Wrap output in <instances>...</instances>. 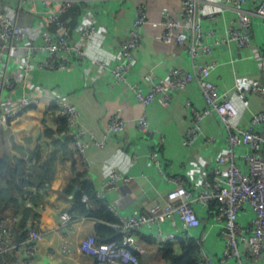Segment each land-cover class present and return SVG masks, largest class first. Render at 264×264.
Instances as JSON below:
<instances>
[{
	"label": "crops",
	"instance_id": "0c3cea01",
	"mask_svg": "<svg viewBox=\"0 0 264 264\" xmlns=\"http://www.w3.org/2000/svg\"><path fill=\"white\" fill-rule=\"evenodd\" d=\"M62 2L47 0V4H43L41 0H28L19 9L18 21L31 29L32 42H41L39 32L42 28L51 29L52 23L47 22L46 14L60 7ZM200 4L206 12L216 10L203 17L204 30L214 31L207 40L227 35L236 21L234 12L229 8L218 9L220 5L214 0H202ZM140 5L145 7L147 19L142 28V45L127 73L128 81L138 82L147 88L158 80L169 81L173 69L192 70L193 61L187 48L168 43L161 36L162 14L170 12L178 18L182 0H77L75 7L79 13L70 29V38L76 44L84 45L80 28L85 23L95 24L100 34L88 42L89 58L64 70L34 67L24 73L20 68L24 46L17 51L5 52L9 57L8 74L14 78L16 86L0 96L1 111L16 107L18 98L26 93L37 101L6 124L0 123V156L7 154L13 160L26 159L38 146L45 154L53 156L54 172L50 184L42 189V195L34 203L30 202L31 209L27 207L29 200L26 199L25 204L21 202L24 205L16 204L10 201L5 189L0 192V220L5 218L12 242L22 237L30 226L43 233L37 243V255L30 264H96L95 257L83 253L79 245L83 238L95 233L97 219L77 215L68 226L61 225L59 220L62 211H74L78 187L72 192L65 190L74 174L73 160L66 144L68 133L58 131L62 127V117L58 114L55 96L76 105L81 126L98 138L103 137L106 123L113 114H119L126 120L125 128L110 136L105 146L88 149L85 162V178L96 191H102L101 197L109 205L123 215L147 210L154 202L162 200L176 185L175 182L200 185L205 172L225 148L227 131L217 113L203 119L201 133L194 143L183 144L185 131L192 124L189 106H203L196 81L189 82L184 90L172 91L168 104L155 99L148 105L140 103L125 83L108 85L111 79L109 70L119 60L121 42L127 37L135 10ZM0 8L11 16L17 10L12 0H0ZM73 18V15H68L65 20L70 24ZM262 22L255 20V26L260 27L258 40L242 48L234 41L218 43L213 45L210 55H202L198 59L201 63L209 59L217 61L209 78L219 90L233 92L238 86L249 89L253 78L264 77ZM44 55L39 54L40 57ZM244 101L245 105L240 100L241 126H246L251 115L262 105L261 95L256 91H250ZM143 114L149 122L148 133L137 128V120ZM45 130L50 134L44 133ZM153 148L158 149L167 176H163L159 165L150 160L149 152ZM113 167L129 176V180L104 187L103 182ZM170 176L175 181L170 180ZM88 204L90 208L98 206L94 200H89ZM167 226L183 229L177 221ZM69 229L73 231L68 232ZM148 232L138 238L141 264H172L163 257L160 246ZM171 246L180 253V242H173ZM24 259L23 252L11 247L2 254L1 264H25Z\"/></svg>",
	"mask_w": 264,
	"mask_h": 264
},
{
	"label": "built area",
	"instance_id": "2783aa9c",
	"mask_svg": "<svg viewBox=\"0 0 264 264\" xmlns=\"http://www.w3.org/2000/svg\"><path fill=\"white\" fill-rule=\"evenodd\" d=\"M41 1L47 4V0ZM214 1L220 5V10L231 9L236 21L227 35L213 41L207 40L214 31L204 30L203 17L216 10H202V0H182L178 18L173 17L170 12L162 14V39L186 47L193 67L192 70L173 69L169 81L158 80L147 88L138 82L128 81L127 76L135 53L143 41L142 28L147 12L140 5L135 10L127 37L121 42L119 60L109 70L111 79L108 85L125 83L140 103L148 105L155 99L168 104L172 91L184 90L189 82L196 81L203 106H189L192 124L185 131L183 144L194 143L201 133L203 119L217 113L227 131L225 148L205 172L200 185L175 182L176 185L168 190L162 200L154 202L142 212L123 215L108 204L118 218L115 226L122 234L121 240L98 242L93 233L83 238L79 245L83 253L96 257L98 264H141L138 238L147 231L161 249L176 241L181 244L190 239L194 240L199 246L197 258L200 264H264V77L253 78L249 89L238 86L233 92L221 91L209 78L217 61H198L200 56L210 55L215 44L234 41L242 48L253 40H258L260 27L255 26V20H262L264 25V0ZM12 2L17 9L15 15L11 16L0 8V96L5 90H12L16 86L14 78L8 74L9 57L5 56L6 51H17L20 46H24L20 67L24 73L34 67L64 70L89 58L88 42L91 43L100 34L97 26L92 23L82 25L80 34L85 44L79 45L70 38V27L61 18L62 12L77 3V0H63L60 7L46 14L47 22L55 23L57 28H42L39 32L40 43L32 42L31 29L18 21L19 9L28 0ZM40 53H44V57H40ZM102 63L106 62L102 59ZM250 91L261 95L262 105L251 115L248 124L241 126V103L245 105L244 97ZM36 101L29 93L21 95L16 107L7 112L0 109V123L6 124L24 109L33 106ZM54 102L58 114L67 122L66 133L72 136L73 148L85 162L88 149L105 146L109 137L120 133L127 124L119 114H113L106 123L103 137L98 138L91 130L81 126L76 105L61 96H55ZM137 128L144 133L149 132V122L145 114L138 118ZM149 158L159 165L161 174L167 176L157 148L149 152ZM168 178L175 181L171 176ZM128 180L129 176L113 167L109 170L103 186L108 187ZM96 193L102 198V191ZM75 217L73 211H62L59 215L60 224L68 226ZM175 221L180 222L183 229L167 226ZM5 223V218L0 220V264L2 254L11 247L23 252L24 263L30 264L37 255V243L43 233L30 226L27 227V235L12 242L9 227ZM71 231L73 229L68 230Z\"/></svg>",
	"mask_w": 264,
	"mask_h": 264
},
{
	"label": "trees",
	"instance_id": "16d2710c",
	"mask_svg": "<svg viewBox=\"0 0 264 264\" xmlns=\"http://www.w3.org/2000/svg\"><path fill=\"white\" fill-rule=\"evenodd\" d=\"M78 13L79 11L75 4L62 12L61 18L70 29L75 25ZM68 15L74 16L70 24L65 20ZM56 28L57 25L52 23L50 30H55ZM58 131L66 133L67 122L65 118H62V127ZM44 133L50 134L49 130H45ZM72 141V136L68 134L66 144L68 152L72 156L74 174L66 185L65 190L72 192L76 186L78 187L75 193L76 207L73 212L76 216L89 215L97 219L94 234L98 242L120 241L122 234L115 226L118 218L108 207V203L97 196L95 187L85 178L87 172L86 163L79 152L73 148ZM53 172V156L50 153L45 154L39 146L26 159L17 158L13 160L9 155L3 154L0 156V192L5 189L8 192V197L11 198L10 201L16 204H25L27 203L26 199L29 200L27 207L31 209V203H34L42 195V189L50 184ZM84 196H86L85 200L83 199ZM89 200L96 201L98 206L90 208ZM24 207L26 208V206ZM26 231L23 232L20 238L27 235ZM161 251L163 257L172 264H200L197 258L199 246L192 239L181 243L180 253H176L171 244H166ZM95 259L96 264H98L99 260L96 257Z\"/></svg>",
	"mask_w": 264,
	"mask_h": 264
}]
</instances>
